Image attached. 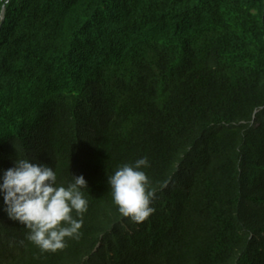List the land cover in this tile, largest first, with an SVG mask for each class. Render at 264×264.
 <instances>
[{"label": "trees", "instance_id": "1", "mask_svg": "<svg viewBox=\"0 0 264 264\" xmlns=\"http://www.w3.org/2000/svg\"><path fill=\"white\" fill-rule=\"evenodd\" d=\"M144 156L135 223L108 176ZM18 158L88 209L43 251L0 196V264H264V0H0V174Z\"/></svg>", "mask_w": 264, "mask_h": 264}, {"label": "clouds", "instance_id": "2", "mask_svg": "<svg viewBox=\"0 0 264 264\" xmlns=\"http://www.w3.org/2000/svg\"><path fill=\"white\" fill-rule=\"evenodd\" d=\"M148 167L149 159L144 156L119 166L108 176L113 203L122 216L135 223L155 211L150 205L156 191L144 171ZM86 188L82 175L73 176L70 183L58 184L52 167L27 158L16 159L13 167L0 174L3 210L29 229L27 238L43 251L63 249L66 238L80 236L89 203Z\"/></svg>", "mask_w": 264, "mask_h": 264}]
</instances>
